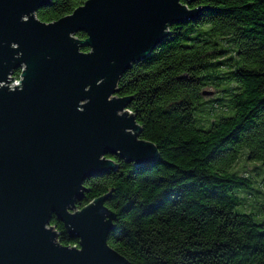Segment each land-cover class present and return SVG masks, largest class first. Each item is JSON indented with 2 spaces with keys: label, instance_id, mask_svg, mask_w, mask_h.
Instances as JSON below:
<instances>
[{
  "label": "trees",
  "instance_id": "obj_1",
  "mask_svg": "<svg viewBox=\"0 0 264 264\" xmlns=\"http://www.w3.org/2000/svg\"><path fill=\"white\" fill-rule=\"evenodd\" d=\"M86 1L51 0L37 16L51 23ZM189 7L203 9L118 84L159 159L138 167L108 156L117 171L87 179L76 208L107 196L117 215L108 242L129 264H264V215L243 196L254 174L238 167L264 171V0ZM51 225L62 245L79 244L57 217Z\"/></svg>",
  "mask_w": 264,
  "mask_h": 264
},
{
  "label": "water",
  "instance_id": "obj_2",
  "mask_svg": "<svg viewBox=\"0 0 264 264\" xmlns=\"http://www.w3.org/2000/svg\"><path fill=\"white\" fill-rule=\"evenodd\" d=\"M197 1L87 0L46 23L37 13L51 0H0V264H129L108 242L107 196L77 203L87 179L117 171L108 156L159 159L118 84L200 15ZM54 217L78 245L59 242Z\"/></svg>",
  "mask_w": 264,
  "mask_h": 264
},
{
  "label": "rangeland",
  "instance_id": "obj_3",
  "mask_svg": "<svg viewBox=\"0 0 264 264\" xmlns=\"http://www.w3.org/2000/svg\"><path fill=\"white\" fill-rule=\"evenodd\" d=\"M206 91L212 93L210 97H212L215 92L212 88H206ZM254 166H258V164L247 163L244 161V159L240 160L238 163L239 170L254 174L253 193L251 195L247 193L243 194V196L246 198L245 209L247 211L250 210L264 215V171L259 169L254 171Z\"/></svg>",
  "mask_w": 264,
  "mask_h": 264
},
{
  "label": "built area",
  "instance_id": "obj_4",
  "mask_svg": "<svg viewBox=\"0 0 264 264\" xmlns=\"http://www.w3.org/2000/svg\"><path fill=\"white\" fill-rule=\"evenodd\" d=\"M20 81V78H16V83H18Z\"/></svg>",
  "mask_w": 264,
  "mask_h": 264
}]
</instances>
